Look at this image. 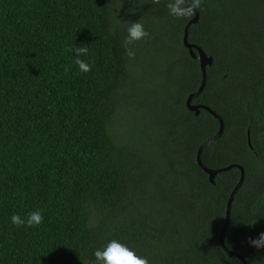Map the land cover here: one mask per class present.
Here are the masks:
<instances>
[{
  "label": "trees",
  "instance_id": "1",
  "mask_svg": "<svg viewBox=\"0 0 264 264\" xmlns=\"http://www.w3.org/2000/svg\"><path fill=\"white\" fill-rule=\"evenodd\" d=\"M198 14L188 41L213 65L193 105L224 122L201 163L244 169L225 244L264 264L248 243L264 232V0H202ZM194 17H170L166 0H0V264H94L112 239L149 264H243L220 244L242 171L210 182L198 151L220 122L186 106L202 83L184 46ZM132 22L149 32L135 58ZM33 210L39 227L10 223Z\"/></svg>",
  "mask_w": 264,
  "mask_h": 264
},
{
  "label": "clouds",
  "instance_id": "2",
  "mask_svg": "<svg viewBox=\"0 0 264 264\" xmlns=\"http://www.w3.org/2000/svg\"><path fill=\"white\" fill-rule=\"evenodd\" d=\"M158 3L159 0H156ZM202 0H166L168 15L175 19L190 18L201 9ZM127 35L123 40L126 55L129 58H135V44L149 37V32L145 30L143 23L132 22L128 25ZM74 52L73 62L82 73H89L92 65L86 62L82 57L88 55L87 47L70 48ZM44 222V216L41 210H33L21 216L12 214L10 223L17 228H35ZM250 246L257 249H264V232L258 233L255 238H249ZM95 258L94 264H149L146 257L140 256L129 245L122 243L117 239L109 240L102 248H97L93 252Z\"/></svg>",
  "mask_w": 264,
  "mask_h": 264
},
{
  "label": "water",
  "instance_id": "3",
  "mask_svg": "<svg viewBox=\"0 0 264 264\" xmlns=\"http://www.w3.org/2000/svg\"><path fill=\"white\" fill-rule=\"evenodd\" d=\"M198 21H199V14L197 12L195 14L194 19H192L190 21V23L188 24V26L185 29L184 46L189 50V53H190L191 57L193 59H198L199 62H200V68H201V72H202V83L200 85L199 90L196 93H194V94H192V95H190L188 97L187 102H186V106H187L188 110L191 111V112H194L196 116L200 115L201 109L206 110L209 113H211L214 117H216L219 120V122H220V130L217 133V135L215 137L211 138L210 140L206 141L199 148V151H198V163L204 169V171L209 175L210 182L214 185L215 184V178H216V176L218 174L223 173L225 171H229V170H231L234 167H238L242 171L241 180L238 183V185L236 186V188L234 189V191L232 192L231 197L229 199L228 209H227V214H226V221H225V224H224V227L222 229L221 236H220V244H221V247L223 248V250L229 256H231V257L236 256V257H238L239 259L242 260L243 264H247L243 257H241V256L237 255L236 253L230 251L227 248L226 244H225V233H226L227 229L229 228L230 221H231V207H232V203H233V200H234L235 196L240 191V189H241V187H242V185L244 183V179H245L244 169L242 167H240V166H231V167L224 168V169L211 170V169H208V168L204 167L202 165V163H201L202 151L206 147H208L209 145H212L214 142H216L217 140H219L221 138V136H222V134L224 132V122H223L222 118L218 114H216V112H214L212 109H210L209 107L203 106V105H193V100L197 99L202 94V92L204 91V89L206 87L207 79H208V77H207V68L211 67L213 65V58L212 57H209L201 48L190 44L189 41H188L189 29H190V27L192 25L197 24ZM195 52H197V54ZM250 146H251V143H250Z\"/></svg>",
  "mask_w": 264,
  "mask_h": 264
},
{
  "label": "rangeland",
  "instance_id": "4",
  "mask_svg": "<svg viewBox=\"0 0 264 264\" xmlns=\"http://www.w3.org/2000/svg\"><path fill=\"white\" fill-rule=\"evenodd\" d=\"M143 107L144 106L138 107V108H136V112L135 113L133 112L134 113L133 116L135 118V122L137 121V118H138V122H142V118L146 115V113H147L146 106H145V109H143Z\"/></svg>",
  "mask_w": 264,
  "mask_h": 264
}]
</instances>
